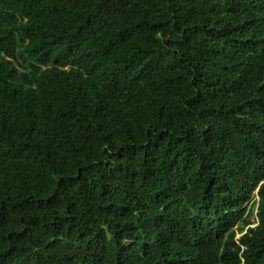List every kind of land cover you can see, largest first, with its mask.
Segmentation results:
<instances>
[{
    "label": "trees",
    "instance_id": "16d2710c",
    "mask_svg": "<svg viewBox=\"0 0 264 264\" xmlns=\"http://www.w3.org/2000/svg\"><path fill=\"white\" fill-rule=\"evenodd\" d=\"M0 264H264V0H0Z\"/></svg>",
    "mask_w": 264,
    "mask_h": 264
},
{
    "label": "rangeland",
    "instance_id": "374dc122",
    "mask_svg": "<svg viewBox=\"0 0 264 264\" xmlns=\"http://www.w3.org/2000/svg\"><path fill=\"white\" fill-rule=\"evenodd\" d=\"M247 210L249 211V213H251V208H247ZM249 213H248L247 217H250ZM253 213H254V216H255V212H253ZM250 220H252V219L250 218Z\"/></svg>",
    "mask_w": 264,
    "mask_h": 264
}]
</instances>
